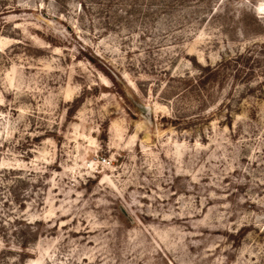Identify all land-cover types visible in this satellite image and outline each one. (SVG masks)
<instances>
[{
    "label": "rangeland",
    "instance_id": "374dc122",
    "mask_svg": "<svg viewBox=\"0 0 264 264\" xmlns=\"http://www.w3.org/2000/svg\"><path fill=\"white\" fill-rule=\"evenodd\" d=\"M0 264H264V0H0Z\"/></svg>",
    "mask_w": 264,
    "mask_h": 264
},
{
    "label": "trees",
    "instance_id": "16d2710c",
    "mask_svg": "<svg viewBox=\"0 0 264 264\" xmlns=\"http://www.w3.org/2000/svg\"><path fill=\"white\" fill-rule=\"evenodd\" d=\"M245 56H250L249 57V59H252V55H240V56H237V59H240V58H242V57H245ZM248 61L249 60H247V63H248ZM218 69H219V67L218 68H216V71H218ZM215 71V70H214ZM211 74H213V75H219L220 73H209V75H211ZM252 74V73H251ZM205 75V74H204ZM206 77H208L207 75L204 77V79L206 78Z\"/></svg>",
    "mask_w": 264,
    "mask_h": 264
},
{
    "label": "built area",
    "instance_id": "2783aa9c",
    "mask_svg": "<svg viewBox=\"0 0 264 264\" xmlns=\"http://www.w3.org/2000/svg\"><path fill=\"white\" fill-rule=\"evenodd\" d=\"M105 161V159H103Z\"/></svg>",
    "mask_w": 264,
    "mask_h": 264
}]
</instances>
